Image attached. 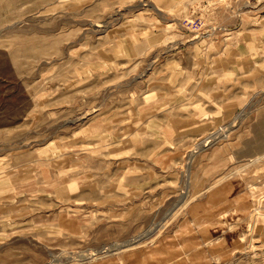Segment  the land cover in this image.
<instances>
[{"label":"rangeland","instance_id":"1","mask_svg":"<svg viewBox=\"0 0 264 264\" xmlns=\"http://www.w3.org/2000/svg\"><path fill=\"white\" fill-rule=\"evenodd\" d=\"M0 264H264V0H0Z\"/></svg>","mask_w":264,"mask_h":264}]
</instances>
